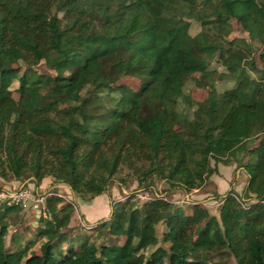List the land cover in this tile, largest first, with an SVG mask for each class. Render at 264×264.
Returning a JSON list of instances; mask_svg holds the SVG:
<instances>
[{
	"label": "trees",
	"instance_id": "obj_1",
	"mask_svg": "<svg viewBox=\"0 0 264 264\" xmlns=\"http://www.w3.org/2000/svg\"><path fill=\"white\" fill-rule=\"evenodd\" d=\"M195 73L202 101L187 87ZM219 164L247 183L215 198L216 215L156 195L131 201L157 180L200 190ZM46 178L85 202L136 187L76 232L74 204L51 193L34 240L15 250L5 237L23 207L3 203L0 264H264V0H0V180ZM159 238L165 248L147 255Z\"/></svg>",
	"mask_w": 264,
	"mask_h": 264
},
{
	"label": "rangeland",
	"instance_id": "obj_2",
	"mask_svg": "<svg viewBox=\"0 0 264 264\" xmlns=\"http://www.w3.org/2000/svg\"><path fill=\"white\" fill-rule=\"evenodd\" d=\"M232 26L231 37L246 38V34L242 33L238 28V25L231 20H226ZM201 27L199 23L192 22L189 28V33L195 35L200 31ZM256 67L260 69L262 63L259 60L258 53L254 54ZM212 68H217L215 64L210 65L209 70ZM37 73L48 74L49 72L42 66L38 65L33 68ZM204 73H195L194 81L187 84V87L196 101H202L206 97L205 90L199 84V80L204 76ZM111 81L113 84H126L134 87L137 81L134 79L127 78L123 75H112ZM6 89L8 91H13L16 84L11 80H6ZM14 96V94L12 93ZM245 161V158L242 159ZM217 169V174L211 176L206 183V185L200 190H193L190 194L185 195L179 191L167 192L168 186L161 180L155 181V189L151 192H135L136 184L133 183L128 187V190H121L116 184H113L108 194H103L92 199L89 202H85L82 199L75 197L71 194L69 189L62 184L54 183L53 180L46 178L44 179L40 186L36 188L31 181H9L4 182L0 180V197L2 194L15 193L17 191H27L30 194V198L20 205L23 207L22 212L19 213L16 223L12 225L5 237V245L9 250H15L18 248H24L27 240H34L32 236L34 228H28L34 219L37 210H41L43 207V198L47 194L56 193L59 197H62L66 203H73L75 210L68 216V229L70 232L80 231L83 226L86 229L94 227L101 220L107 219L111 213V201H125L128 197L133 195L131 201L142 204L144 201L151 199L152 195L160 196L166 198L168 201L183 206L186 213H189V207L192 205L199 206L206 209L210 214L216 215L217 208L220 202L215 198L217 196H224L228 192H234L238 195L241 194L243 188L247 183V177L242 172L240 168H237L236 164H230L228 166L219 164ZM42 200V201H41ZM41 201V202H40ZM6 203L2 198H0V205ZM94 212L96 215L93 217L89 213ZM87 216L88 222L85 220ZM161 232V226L159 228V233ZM116 243H121V240H116ZM163 247L165 245L161 242L160 238L157 243L153 244L151 248L147 251V255L155 251L157 248ZM32 250L38 253V242L32 246ZM226 264H234L230 259L226 261Z\"/></svg>",
	"mask_w": 264,
	"mask_h": 264
},
{
	"label": "built area",
	"instance_id": "obj_3",
	"mask_svg": "<svg viewBox=\"0 0 264 264\" xmlns=\"http://www.w3.org/2000/svg\"><path fill=\"white\" fill-rule=\"evenodd\" d=\"M49 195L50 194H47V195H45V197L49 196ZM0 198H2L7 204L21 203V202H24L27 199H29L30 194L27 191H17L15 193L2 194Z\"/></svg>",
	"mask_w": 264,
	"mask_h": 264
},
{
	"label": "water",
	"instance_id": "obj_4",
	"mask_svg": "<svg viewBox=\"0 0 264 264\" xmlns=\"http://www.w3.org/2000/svg\"><path fill=\"white\" fill-rule=\"evenodd\" d=\"M40 215H41V210H37L36 214H35V219L30 225H28V228H36L37 227Z\"/></svg>",
	"mask_w": 264,
	"mask_h": 264
},
{
	"label": "crops",
	"instance_id": "obj_5",
	"mask_svg": "<svg viewBox=\"0 0 264 264\" xmlns=\"http://www.w3.org/2000/svg\"><path fill=\"white\" fill-rule=\"evenodd\" d=\"M88 215H89V218H90V216L94 218V216H95L96 214H95L94 212H92V213H89ZM85 220H86L87 222L89 221L88 218H87V216L85 217Z\"/></svg>",
	"mask_w": 264,
	"mask_h": 264
}]
</instances>
